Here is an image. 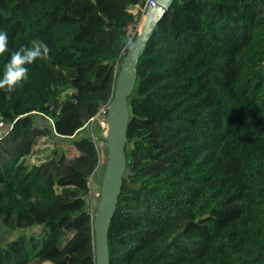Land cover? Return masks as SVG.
Segmentation results:
<instances>
[{
    "label": "trees",
    "instance_id": "obj_1",
    "mask_svg": "<svg viewBox=\"0 0 264 264\" xmlns=\"http://www.w3.org/2000/svg\"><path fill=\"white\" fill-rule=\"evenodd\" d=\"M146 1L0 0V78L33 39L51 49L0 89V264H96L85 196L102 130L88 122L112 99ZM129 107L110 264H264V0H174ZM50 132L75 138L74 155L37 152Z\"/></svg>",
    "mask_w": 264,
    "mask_h": 264
},
{
    "label": "water",
    "instance_id": "obj_2",
    "mask_svg": "<svg viewBox=\"0 0 264 264\" xmlns=\"http://www.w3.org/2000/svg\"><path fill=\"white\" fill-rule=\"evenodd\" d=\"M174 0H154L147 7L136 37L130 43L118 70L106 118V162L101 176L99 201L93 217L96 264H110L108 230L116 211L126 171L129 99L137 82V65L158 22Z\"/></svg>",
    "mask_w": 264,
    "mask_h": 264
},
{
    "label": "clouds",
    "instance_id": "obj_3",
    "mask_svg": "<svg viewBox=\"0 0 264 264\" xmlns=\"http://www.w3.org/2000/svg\"><path fill=\"white\" fill-rule=\"evenodd\" d=\"M9 38L6 31L0 30V56L8 52ZM51 49L39 39H33L29 47H21L12 52L10 59L4 66L0 89L11 92L15 87L28 77V68L37 59H47Z\"/></svg>",
    "mask_w": 264,
    "mask_h": 264
},
{
    "label": "rangeland",
    "instance_id": "obj_4",
    "mask_svg": "<svg viewBox=\"0 0 264 264\" xmlns=\"http://www.w3.org/2000/svg\"><path fill=\"white\" fill-rule=\"evenodd\" d=\"M143 19H144V14L142 15L141 14V17L137 23L136 26H133V25H130L128 27V33L129 34H133V33H137L138 30L140 29L141 27V24L143 22ZM65 94L66 93H63L61 96H60V100H64L65 99ZM37 119H38V127L39 128H42L43 130L47 131L46 127L47 125L49 126V123L47 122V120L45 119H40L39 115L36 116ZM43 118H46L48 120H50L49 118L47 117H44L42 116ZM88 127L90 128L91 126L88 125ZM9 126H5L1 121H0V135L3 134V133H6L8 132L9 130ZM52 132H50L51 134ZM80 134V133H79ZM52 137L54 138V144L53 146H50L49 144L51 143H48L49 141H47L46 139H42L41 141H39V145H44V146H38V148L36 149L37 152H40L41 150H44L45 147L46 149L49 150L48 154H51L53 151H56L55 155L58 156L60 153L64 152L66 153L68 156H72L74 155V150L72 149V146H71V143L75 138H71V139H62L61 137H58L55 133L51 134ZM98 148L100 150V153H101V160H102V166H101V171L100 173H98L94 178H93V181L90 183L89 185V195H90V198H91V202H92V206L93 208L95 206H97L98 204V201H99V195H100V183H101V174L103 173V170H104V166H105V162H106V143L103 141V140H100L98 143ZM130 147V146H128ZM46 155H42V158H45ZM37 158L36 157H33L31 159V161H35ZM128 173V171L126 172L125 171V175ZM41 231V229H37V230H24L21 235H24V234H39Z\"/></svg>",
    "mask_w": 264,
    "mask_h": 264
},
{
    "label": "built area",
    "instance_id": "obj_5",
    "mask_svg": "<svg viewBox=\"0 0 264 264\" xmlns=\"http://www.w3.org/2000/svg\"><path fill=\"white\" fill-rule=\"evenodd\" d=\"M154 5H155L154 0H147L146 3H145V5H144V7L140 9L141 12H142V15L145 14V11H146L147 7H149V6H154ZM136 34H137V33H133V34H129V33H128V37H129V39H128L127 45H130V43H131V42L133 41V39L136 37ZM121 61H122V59H118V60L116 61L115 66H114V67H115V72H117V71L119 70V67H120ZM117 73H118V72H117ZM109 103H110V102H109ZM109 103H107V104L101 106V107L98 109L97 113H96V114H95V115L89 120V122H88V125H90V126H91L93 123H97V124L100 126V128H101V130H102L101 140H102V137L105 136V134H106V129H107L106 118H107V111H108V108H109ZM37 115H39V117H40V116H43V115H41V114H37ZM50 121H51V120H50ZM51 122H52V121H51ZM52 125H53V122H52ZM88 137H90L93 141H96V137H95L92 133H90V134L88 135ZM97 148H98V145H97ZM98 149H99V148H98ZM99 152H100V151H99ZM101 164H102L101 153H98V160H97L96 167H95L93 173H92V174L89 176V178H88V183H87V184H88V187H89L90 183L93 181V178H94L98 173L102 172V171H101V169H102V168H101V166H102ZM101 175H102V174H101ZM85 199H86V201H87V203H88L87 211H88L89 214L93 217L94 214H95L96 206L93 208L89 193L85 196Z\"/></svg>",
    "mask_w": 264,
    "mask_h": 264
},
{
    "label": "bare ground",
    "instance_id": "obj_6",
    "mask_svg": "<svg viewBox=\"0 0 264 264\" xmlns=\"http://www.w3.org/2000/svg\"><path fill=\"white\" fill-rule=\"evenodd\" d=\"M144 20V19H143ZM47 120V122L49 123V125L51 126V127H53V125H52V122L50 121V120H48V119H46Z\"/></svg>",
    "mask_w": 264,
    "mask_h": 264
},
{
    "label": "crops",
    "instance_id": "obj_7",
    "mask_svg": "<svg viewBox=\"0 0 264 264\" xmlns=\"http://www.w3.org/2000/svg\"><path fill=\"white\" fill-rule=\"evenodd\" d=\"M127 33H128V31H127Z\"/></svg>",
    "mask_w": 264,
    "mask_h": 264
}]
</instances>
